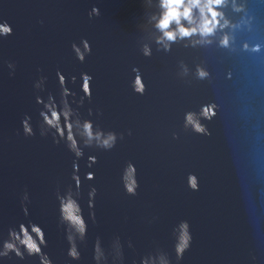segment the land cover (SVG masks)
Instances as JSON below:
<instances>
[{"label": "water", "instance_id": "obj_1", "mask_svg": "<svg viewBox=\"0 0 264 264\" xmlns=\"http://www.w3.org/2000/svg\"><path fill=\"white\" fill-rule=\"evenodd\" d=\"M94 5L100 15L90 19ZM156 11V0L145 6L143 0H0V23L13 29L0 36V241L9 228L34 221L44 228V251L54 264H94L98 236L106 250L120 237L123 264H140L158 249L171 264H264V0H226L210 42L182 41L167 53L153 43L159 35L151 19ZM82 37L92 49L83 63L71 48ZM142 44L152 46L150 57L141 53ZM181 60L187 76L178 75ZM197 65L207 72L203 79L195 76ZM133 67L146 84L143 95L130 86ZM58 69L75 100L83 95L81 73L90 74L92 96L80 106L82 116L124 133L113 149L85 148L77 161L88 222L79 260L67 256L56 198L57 188L63 192L74 184L76 158L63 142L39 133L43 105L36 96L47 99L51 92L59 99ZM41 75L47 77L43 91L34 87ZM201 106L214 113L201 118L210 134L183 127L185 112L199 113ZM25 114L35 135L23 134ZM89 155L97 157L91 165ZM129 161L137 169L135 196L121 182ZM87 172L94 179H86ZM189 173L198 177V190L188 186ZM92 185L95 222L88 205ZM25 191L28 216L21 206ZM181 220L189 222L192 241L177 261L173 228ZM0 264L40 262L10 254Z\"/></svg>", "mask_w": 264, "mask_h": 264}, {"label": "clouds", "instance_id": "obj_2", "mask_svg": "<svg viewBox=\"0 0 264 264\" xmlns=\"http://www.w3.org/2000/svg\"><path fill=\"white\" fill-rule=\"evenodd\" d=\"M226 0H156L157 11L152 14L154 30L159 33L153 43L157 46V51L165 53L172 50L174 44L182 41H188L189 44L195 45L198 43H207L209 37L214 34L219 17L223 15L220 7L224 5ZM146 0H143L145 6ZM91 19L94 16L100 15V9L93 6L88 13ZM143 22L138 25L140 29ZM13 29L7 22L0 23V36L11 35ZM195 38V39H194ZM225 37L221 43L227 44ZM189 44H185L188 47ZM141 53L150 57L152 55V46L142 44L139 46ZM72 51L75 57L83 63L88 55L91 54V44L87 38H81L80 43L75 41L71 44ZM181 71L179 76H187L189 69L187 64L182 60L179 61ZM10 69L15 68L14 63L8 62ZM134 78L130 81V86L133 91L143 95L146 91V84L143 81V76L138 67L132 69ZM13 74V73H10ZM60 86L59 99L56 95L49 92L47 99L37 95L36 102L42 104L43 107L39 111L41 120L39 122V133L41 136L51 135L53 142L59 144L61 142L75 156L73 162L74 171L72 178L74 184H69L67 188L61 192L59 188L56 190V198L59 202V223L64 226L65 238L68 243L67 256L70 260H79L81 258L80 243L86 240L88 231V222L85 219L83 209L80 204V196L82 189V180L78 172L77 161L85 155V148H95L100 150L113 149L118 140H123L124 133H117L114 130H105L96 124L92 119L83 117L80 112V106L84 104L85 99L91 100V80L92 76L88 73H81L83 95L79 100L70 99L75 93L67 87V78L58 69L56 73ZM195 76L197 79H203L207 76L204 68L197 65ZM73 76L72 80L75 81ZM46 76L41 75L35 81L34 87L43 91L45 86ZM85 80H87V91L84 88ZM76 104L77 107H73ZM97 115H102L100 109L96 110ZM207 106H201L200 112L192 110L186 111L184 114L183 127L191 129V131L199 134H210L208 128L201 122V118L211 119V115ZM93 115L92 108L88 109V117ZM22 129L25 136L35 135V131L31 124V116L25 114L22 119ZM128 135H131V130H128ZM173 138H178V133H172ZM88 160L91 163L97 161L95 155H89ZM86 179H94L93 172L86 173ZM121 182L128 195L135 196L139 187L137 179V169L133 162L129 161L124 166L121 173ZM187 184L192 190H198V177L189 173L187 176ZM97 188L92 185L88 191L89 216L95 222V213L92 211L95 204V196ZM29 194L24 192L21 198L22 211L25 216H28L29 210L27 202H29ZM173 235L175 237L174 250L176 260L183 258L186 250L189 249L192 241L190 225L187 220H181L174 228ZM47 246V239L44 228L34 221L27 223L21 222L17 227H11L8 230L6 239L0 241V258L8 257L10 254L23 259L25 254L28 256H37L40 264H54L52 258L44 251ZM128 246L132 247L131 240L128 241ZM123 264L124 253L123 245L120 237H115L110 249L106 250L101 238L98 236L93 244V260L94 264ZM140 264H171L168 254L162 250H157L154 254H148L141 257Z\"/></svg>", "mask_w": 264, "mask_h": 264}]
</instances>
